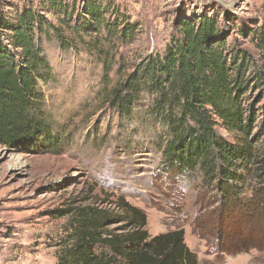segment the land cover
I'll return each instance as SVG.
<instances>
[{
    "label": "rangeland",
    "instance_id": "374dc122",
    "mask_svg": "<svg viewBox=\"0 0 264 264\" xmlns=\"http://www.w3.org/2000/svg\"><path fill=\"white\" fill-rule=\"evenodd\" d=\"M65 1L79 11L87 0ZM110 1L136 25V34L118 46V62L107 75L97 53L80 44L62 48L51 28L41 35L51 75L39 85L54 140L19 148L0 143V264H64L82 208L111 213L106 230L128 227L119 199L145 213L150 236L183 229L184 243L199 264H264L263 217L203 204L199 198L214 192L201 186L200 175L166 178L161 153L166 129L149 116L148 96L130 115L106 102L119 78L116 70L124 66L119 69L124 73L141 57L162 51L184 19L213 17L228 43L257 59L249 34L264 18V0ZM46 2L0 0V17L29 5L58 25ZM251 93L255 98L257 90ZM218 130L230 142L239 139L236 132ZM261 140L264 135L255 144Z\"/></svg>",
    "mask_w": 264,
    "mask_h": 264
},
{
    "label": "trees",
    "instance_id": "16d2710c",
    "mask_svg": "<svg viewBox=\"0 0 264 264\" xmlns=\"http://www.w3.org/2000/svg\"><path fill=\"white\" fill-rule=\"evenodd\" d=\"M46 3L58 25L29 5L12 17H0V143L7 147L54 140L39 85L51 75L41 49L47 28L62 48L80 44L97 53L105 75L118 62V46L135 39L136 25L110 0H87L79 11L65 0ZM249 35L257 59L228 43L213 17L184 19L162 51L141 57L124 73L119 71L124 66L116 70L119 78L106 102L130 115L148 96L149 116L166 129L161 147L166 178L200 175L201 186L214 192L199 198L203 204L264 218V141L255 144L264 135V103L258 105L264 98V18ZM251 89L257 90L255 98ZM219 126L239 139L230 142ZM119 201L128 227L117 233L106 230L111 213L82 208L64 264H199L184 243L183 229L150 236L145 213Z\"/></svg>",
    "mask_w": 264,
    "mask_h": 264
}]
</instances>
